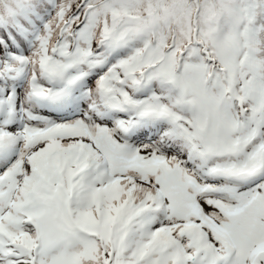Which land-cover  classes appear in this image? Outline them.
I'll return each instance as SVG.
<instances>
[{
  "label": "snow or ice",
  "instance_id": "obj_1",
  "mask_svg": "<svg viewBox=\"0 0 264 264\" xmlns=\"http://www.w3.org/2000/svg\"><path fill=\"white\" fill-rule=\"evenodd\" d=\"M0 264H264V0H0Z\"/></svg>",
  "mask_w": 264,
  "mask_h": 264
}]
</instances>
